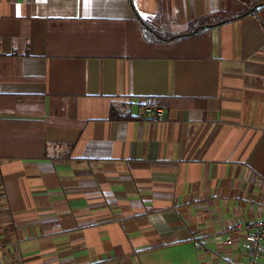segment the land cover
I'll return each mask as SVG.
<instances>
[{"label": "crops", "instance_id": "0c3cea01", "mask_svg": "<svg viewBox=\"0 0 264 264\" xmlns=\"http://www.w3.org/2000/svg\"><path fill=\"white\" fill-rule=\"evenodd\" d=\"M261 2L0 0V264L247 262Z\"/></svg>", "mask_w": 264, "mask_h": 264}, {"label": "built area", "instance_id": "2783aa9c", "mask_svg": "<svg viewBox=\"0 0 264 264\" xmlns=\"http://www.w3.org/2000/svg\"><path fill=\"white\" fill-rule=\"evenodd\" d=\"M164 107L154 99L144 100L140 115L151 121L160 120ZM225 243H230L234 233H243L247 243L245 264H264V218L237 221L223 228Z\"/></svg>", "mask_w": 264, "mask_h": 264}, {"label": "water", "instance_id": "95a60500", "mask_svg": "<svg viewBox=\"0 0 264 264\" xmlns=\"http://www.w3.org/2000/svg\"><path fill=\"white\" fill-rule=\"evenodd\" d=\"M263 3H264V2H261V3H258V4L260 5V4H263ZM211 25H214V24H205V25H203V26H206V27H207V26H211Z\"/></svg>", "mask_w": 264, "mask_h": 264}, {"label": "trees", "instance_id": "16d2710c", "mask_svg": "<svg viewBox=\"0 0 264 264\" xmlns=\"http://www.w3.org/2000/svg\"><path fill=\"white\" fill-rule=\"evenodd\" d=\"M232 18H234L233 16L231 17V19ZM230 19V18H229ZM146 26V25H145ZM149 29V28H148ZM198 28L196 27L194 30H197ZM149 30H151V29H149ZM152 31V30H151ZM112 117H114V115L112 116Z\"/></svg>", "mask_w": 264, "mask_h": 264}, {"label": "rangeland", "instance_id": "374dc122", "mask_svg": "<svg viewBox=\"0 0 264 264\" xmlns=\"http://www.w3.org/2000/svg\"><path fill=\"white\" fill-rule=\"evenodd\" d=\"M201 255H202V253H201ZM201 255H200V256H201Z\"/></svg>", "mask_w": 264, "mask_h": 264}]
</instances>
